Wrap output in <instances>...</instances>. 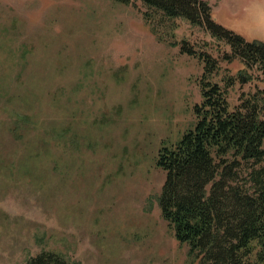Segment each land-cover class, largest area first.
Returning a JSON list of instances; mask_svg holds the SVG:
<instances>
[{"label": "rangeland", "instance_id": "374dc122", "mask_svg": "<svg viewBox=\"0 0 264 264\" xmlns=\"http://www.w3.org/2000/svg\"><path fill=\"white\" fill-rule=\"evenodd\" d=\"M264 41V0H209ZM141 0H0V264H189L162 217L159 148L196 122L203 62L230 48L183 18L152 31ZM177 44H174V43ZM224 84L243 68L220 60ZM264 81L236 82L232 105Z\"/></svg>", "mask_w": 264, "mask_h": 264}, {"label": "trees", "instance_id": "16d2710c", "mask_svg": "<svg viewBox=\"0 0 264 264\" xmlns=\"http://www.w3.org/2000/svg\"><path fill=\"white\" fill-rule=\"evenodd\" d=\"M130 4L134 0H117ZM153 32L157 22L183 18L229 46L218 58L183 40V53L203 62L202 100L196 122L173 145L163 144L157 166L165 171L158 196L162 217L188 246L189 264H264V86L232 105L229 89L264 81V41L246 40L214 18L209 0H141ZM174 44H177L176 42ZM244 67L216 80L220 60ZM24 264H71L61 253L42 249Z\"/></svg>", "mask_w": 264, "mask_h": 264}]
</instances>
